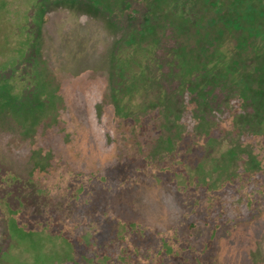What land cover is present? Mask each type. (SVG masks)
<instances>
[{"label": "rangeland", "instance_id": "1", "mask_svg": "<svg viewBox=\"0 0 264 264\" xmlns=\"http://www.w3.org/2000/svg\"><path fill=\"white\" fill-rule=\"evenodd\" d=\"M240 74L264 0H0V264H264Z\"/></svg>", "mask_w": 264, "mask_h": 264}, {"label": "trees", "instance_id": "2", "mask_svg": "<svg viewBox=\"0 0 264 264\" xmlns=\"http://www.w3.org/2000/svg\"><path fill=\"white\" fill-rule=\"evenodd\" d=\"M143 80H144V78H139V82L137 83V87L139 85L142 86V82H144ZM232 84H236L238 87V90H236L234 92V93H236V95H238L239 97L242 96V100H244V101H249V100L257 101V107H256L257 111L261 112L260 105H261L262 98L264 95V79L259 78L256 81V78L248 79L247 77H245V75L241 76V74H240V75H237L235 81H234V79L230 80V85H232ZM137 87H135V88H137ZM138 88H141V87H138ZM251 93H253L252 94L253 96L251 95ZM138 94L139 93H135V94L133 93L132 96H136ZM254 95H258V97H254ZM149 103L150 102H146L145 105L148 107ZM119 112H120V115L123 116V114H124V115H126V117L131 114L130 112L126 111L125 107L121 108L119 110Z\"/></svg>", "mask_w": 264, "mask_h": 264}]
</instances>
